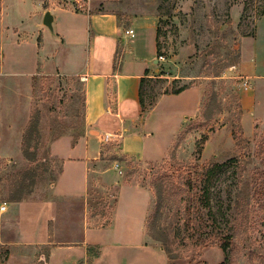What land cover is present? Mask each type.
<instances>
[{
    "label": "rangeland",
    "instance_id": "1",
    "mask_svg": "<svg viewBox=\"0 0 264 264\" xmlns=\"http://www.w3.org/2000/svg\"><path fill=\"white\" fill-rule=\"evenodd\" d=\"M34 5L40 6V0H0V98L18 95L29 103L30 151L40 159L33 176L22 174L28 166L24 156L19 161L0 160V264H57L50 260L51 246L81 239L80 206L46 219L51 213L38 202L50 201V186L61 169V160L49 152L50 143L64 135L75 141L84 127L79 75L36 74L27 85L39 56L28 44L13 42L11 32L18 25L31 30L41 14L26 15ZM150 7L156 16L158 53L165 60L154 66L153 76L143 85L144 106L148 110L159 96L185 86L200 92V104L195 114L179 115H187L184 126L164 158L141 161L118 154V142L101 144L99 163L90 173L88 224L108 225L116 202L113 184H132L149 193L146 239L164 250L168 264H264V83L241 76L238 68L244 56L250 63L263 60V30L258 40L256 30L263 20L264 0H150ZM250 54L256 57L251 59ZM246 79L251 84L247 91ZM187 88L181 97L167 100L166 114L158 112L151 118L157 137L151 147L166 146L179 127L174 112L192 108L195 93ZM258 99L261 109L254 111ZM114 162L120 172L112 167ZM223 162L228 164L214 169L205 198L204 167ZM106 167L111 169L102 173ZM236 167H240L239 179L248 184L244 198L237 195L244 183L236 185ZM9 202H23L19 219L25 224L16 221ZM25 209L31 220H52L48 234L32 233L40 239L48 237L47 243L26 244L21 239V228L33 225L26 220ZM226 235L229 245L224 252L219 241ZM102 254L104 264H114L115 250L104 248Z\"/></svg>",
    "mask_w": 264,
    "mask_h": 264
},
{
    "label": "crops",
    "instance_id": "2",
    "mask_svg": "<svg viewBox=\"0 0 264 264\" xmlns=\"http://www.w3.org/2000/svg\"><path fill=\"white\" fill-rule=\"evenodd\" d=\"M89 2L91 11L86 13L75 10L68 0H40L39 10L35 5L33 11L30 8L26 9L29 18L32 17L31 13H41L38 20L34 18L31 30L24 31L18 25L13 26L11 32L13 42L15 41L17 45L28 44L39 56L35 58V71L27 78L28 87L31 86L32 77L36 74L60 72L79 75L83 80L84 133L75 141L64 135L50 143L49 152L61 160V169L50 186V197L47 198L50 201H38L42 208L47 206V213H51L46 219L64 214L66 208L71 209L75 204L80 206L81 239L69 245L51 246L50 260H57V264H104L106 257L102 250L111 248L116 254L112 260L114 264H168L164 250L158 245L148 243L146 239L150 197L144 189L123 182L113 184L117 193L110 223L98 226L88 224L90 173L94 165L99 163L101 144L105 143L102 140L104 133H111V141L118 142L116 146L118 154L141 161H154L166 157L175 137L184 126L187 115L198 111L200 92L194 88H187L195 93L192 108L174 112L179 127L170 134V141L166 146L151 147L157 139L151 128V118L158 112L166 114L165 109L170 107L166 103L167 100L181 97L186 89L178 94L159 96L148 110L144 106V101L142 105L143 85L153 76L154 66L161 63L157 59L161 53H158L156 16L152 13L150 0H89ZM47 10L53 16L55 38L42 24L43 14ZM2 16L0 7V20ZM263 20L256 30L257 40L262 36L259 34L260 28L263 30L261 42L263 60L259 64L250 63L244 56L238 68L241 76L252 80L261 79L264 83ZM129 28L134 32L132 37L125 34V29ZM42 51L45 52L43 56L40 55ZM246 54L248 55V52ZM250 55L251 59L256 57V54ZM49 64L52 67L48 69ZM248 79L245 80L248 86L247 89L244 88L245 91L251 88ZM22 103L18 95L0 98V160L12 158L23 160L21 143L29 121L30 105L28 102ZM252 107L254 111L261 109L259 99ZM185 112H188L187 115L179 118V115ZM110 169L111 167H106L102 173ZM22 203L8 204L13 206L11 211L14 212L19 224L22 223L19 219L20 211L23 214ZM25 218L33 225L30 228L26 226L21 228L20 233L23 234L21 239L24 243L33 245L47 243L48 237L42 236L40 239L39 235L34 236L32 233L44 231L48 234L49 222L52 220L48 222L43 218L40 221L38 218L31 220L26 209Z\"/></svg>",
    "mask_w": 264,
    "mask_h": 264
},
{
    "label": "trees",
    "instance_id": "3",
    "mask_svg": "<svg viewBox=\"0 0 264 264\" xmlns=\"http://www.w3.org/2000/svg\"><path fill=\"white\" fill-rule=\"evenodd\" d=\"M185 88H187V87L186 86L185 87H179L178 89L173 91V94H178L181 91H183ZM143 90H144V88L142 89V93H141V95H142V105H143V101H144L143 100ZM83 105H84V102H83ZM35 122L37 123V119L35 120ZM29 123H31V121H29ZM29 123H28V127H26V130L24 131V134H23V137H22V143H21L22 154H23L25 160L28 161L27 169H25L22 172V174L26 173V174H30V176H33L35 174V172H36L35 170L38 169L37 167H35V162H39L40 159H35L34 158L35 152L34 151L33 152L30 151V145H31L30 144V140H31V137L33 136V130H30L31 124L29 125ZM227 164H228L227 162L213 163V164L208 165L207 167H204V176H205L204 182L205 183L202 186V194H203V196L205 198H207L208 197L207 195L209 194V187L207 186V183L209 182L210 176L214 172V169L219 168V169L222 170ZM239 168L240 167H236V169H234V176L235 177L238 176V182L236 183V185L243 184V183L244 184L241 187H239V188L237 187L238 188L237 195H242L241 198H244V197H247V195H248V193H247V185L248 184H247L246 180L243 181V182L240 180L242 177H240L241 176V171H240ZM9 200L10 201H19L20 198H12V199H9ZM219 242H220V246H221L222 250L224 252L227 251V247L229 245V243H228L229 242V237L227 235L225 237L223 236V237H221V241H219Z\"/></svg>",
    "mask_w": 264,
    "mask_h": 264
},
{
    "label": "built area",
    "instance_id": "4",
    "mask_svg": "<svg viewBox=\"0 0 264 264\" xmlns=\"http://www.w3.org/2000/svg\"><path fill=\"white\" fill-rule=\"evenodd\" d=\"M72 2V7L75 9V10H78V11H84L86 13H89L91 11V7H90V2L89 0H71ZM125 34L129 35V36H133L134 35V32L131 28L129 29H125ZM157 59L160 61V62H163L165 60V56L162 55V54H159L157 56ZM247 82H244V88L247 89ZM102 140L104 142H109L112 140V134L111 133H104L102 135ZM114 168L117 169L119 172V165L117 162H114Z\"/></svg>",
    "mask_w": 264,
    "mask_h": 264
},
{
    "label": "water",
    "instance_id": "5",
    "mask_svg": "<svg viewBox=\"0 0 264 264\" xmlns=\"http://www.w3.org/2000/svg\"><path fill=\"white\" fill-rule=\"evenodd\" d=\"M42 24L46 27L50 35L55 38L56 34L53 26V16L49 10L45 11L43 14ZM155 61L157 62V59Z\"/></svg>",
    "mask_w": 264,
    "mask_h": 264
}]
</instances>
